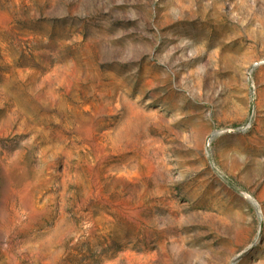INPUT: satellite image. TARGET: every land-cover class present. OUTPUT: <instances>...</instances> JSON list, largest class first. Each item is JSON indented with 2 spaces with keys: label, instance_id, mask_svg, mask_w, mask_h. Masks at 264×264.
Instances as JSON below:
<instances>
[{
  "label": "rangeland",
  "instance_id": "374dc122",
  "mask_svg": "<svg viewBox=\"0 0 264 264\" xmlns=\"http://www.w3.org/2000/svg\"><path fill=\"white\" fill-rule=\"evenodd\" d=\"M0 264H264V0H0Z\"/></svg>",
  "mask_w": 264,
  "mask_h": 264
}]
</instances>
